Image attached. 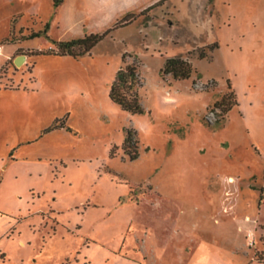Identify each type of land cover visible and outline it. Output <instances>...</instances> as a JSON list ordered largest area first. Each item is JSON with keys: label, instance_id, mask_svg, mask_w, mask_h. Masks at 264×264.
<instances>
[{"label": "rangeland", "instance_id": "374dc122", "mask_svg": "<svg viewBox=\"0 0 264 264\" xmlns=\"http://www.w3.org/2000/svg\"><path fill=\"white\" fill-rule=\"evenodd\" d=\"M90 33V52L59 53ZM124 55L143 113L110 97ZM176 56L189 79L163 75ZM258 255L264 0H0V264Z\"/></svg>", "mask_w": 264, "mask_h": 264}, {"label": "trees", "instance_id": "16d2710c", "mask_svg": "<svg viewBox=\"0 0 264 264\" xmlns=\"http://www.w3.org/2000/svg\"><path fill=\"white\" fill-rule=\"evenodd\" d=\"M65 0H53L55 7L60 6ZM104 38V34L90 33L71 40L58 41L59 53L83 55ZM126 55L123 56L124 66L121 67L113 81L110 89L111 99L118 103L125 111L132 114L144 112V106L140 99L139 87L141 77L138 65L135 62H127ZM163 75H172L175 79H189L193 73L191 62L182 56L167 58L162 69ZM262 196L260 197V201ZM259 260L264 261V257L258 255Z\"/></svg>", "mask_w": 264, "mask_h": 264}, {"label": "water", "instance_id": "95a60500", "mask_svg": "<svg viewBox=\"0 0 264 264\" xmlns=\"http://www.w3.org/2000/svg\"><path fill=\"white\" fill-rule=\"evenodd\" d=\"M22 59H23V57H21V56L18 57V58L16 59V63H17V64H20V63L22 62Z\"/></svg>", "mask_w": 264, "mask_h": 264}]
</instances>
